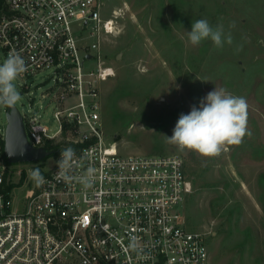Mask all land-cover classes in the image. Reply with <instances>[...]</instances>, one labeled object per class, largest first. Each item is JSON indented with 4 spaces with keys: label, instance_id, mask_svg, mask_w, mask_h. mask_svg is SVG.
Instances as JSON below:
<instances>
[{
    "label": "built area",
    "instance_id": "obj_1",
    "mask_svg": "<svg viewBox=\"0 0 264 264\" xmlns=\"http://www.w3.org/2000/svg\"><path fill=\"white\" fill-rule=\"evenodd\" d=\"M103 12V0L0 5V50L24 58V84L52 71L54 85L42 94L52 110L31 100L20 112L30 144L56 155L49 169L34 164L46 183H34L16 206L20 186L13 185L16 168L5 152L8 107L4 118L0 106V264H212L207 234L185 223L182 209L193 189L185 158L124 153L105 131L102 86L116 70L102 43L117 31L120 14ZM67 147L79 158L76 173L95 168L91 188L54 179ZM133 238L139 252L128 248Z\"/></svg>",
    "mask_w": 264,
    "mask_h": 264
},
{
    "label": "rangeland",
    "instance_id": "obj_2",
    "mask_svg": "<svg viewBox=\"0 0 264 264\" xmlns=\"http://www.w3.org/2000/svg\"><path fill=\"white\" fill-rule=\"evenodd\" d=\"M103 2L105 16L120 14L117 31L102 43L116 70L102 86L107 135L124 153H179L190 160L198 173L182 210L189 229L207 234L212 264H264V0ZM198 19L222 25L233 43L222 49L210 40L192 46L187 31ZM5 59L0 50V64ZM53 85L51 69L26 84L18 79L16 106L25 112L31 100L42 101L51 111L42 94ZM215 87L246 98L251 136L238 146H225L216 157L168 143L165 136L173 134L180 114L198 107ZM6 109L1 106L4 118ZM55 160L50 153L39 162L13 164L11 179L20 186L14 188L16 206L34 185V164L49 169Z\"/></svg>",
    "mask_w": 264,
    "mask_h": 264
},
{
    "label": "clouds",
    "instance_id": "obj_3",
    "mask_svg": "<svg viewBox=\"0 0 264 264\" xmlns=\"http://www.w3.org/2000/svg\"><path fill=\"white\" fill-rule=\"evenodd\" d=\"M187 36L192 46L210 40L215 48L222 49L225 44L233 43L230 32L226 33L222 25L213 26L207 19L195 20L191 31H187ZM27 70L26 61L16 52H10L0 64V106L11 108L21 100L16 81ZM248 117L249 105L245 97L234 95L223 87H215L201 98L198 107L193 105L188 114L181 113L173 134L165 137L168 143L180 150H191L203 157H216L225 146H238L246 135L251 136L248 130ZM56 165L58 171L54 174V179L57 182L66 184L77 182L85 189L91 188L95 183L94 167L88 166L80 173L75 172L79 167V158L72 147L61 150ZM30 179L37 186L46 183L39 166L30 171ZM128 248L133 252L141 250L135 238L131 240Z\"/></svg>",
    "mask_w": 264,
    "mask_h": 264
},
{
    "label": "water",
    "instance_id": "obj_4",
    "mask_svg": "<svg viewBox=\"0 0 264 264\" xmlns=\"http://www.w3.org/2000/svg\"><path fill=\"white\" fill-rule=\"evenodd\" d=\"M8 121L5 152L10 163L39 162L50 153L45 148L30 144L23 116L16 105L8 107Z\"/></svg>",
    "mask_w": 264,
    "mask_h": 264
},
{
    "label": "trees",
    "instance_id": "obj_5",
    "mask_svg": "<svg viewBox=\"0 0 264 264\" xmlns=\"http://www.w3.org/2000/svg\"><path fill=\"white\" fill-rule=\"evenodd\" d=\"M2 1L3 0H0V5L2 4ZM189 160V159H188ZM185 165H186V172H187V174H188V176L190 177V178H192V177H195V175H197V169L196 168H194V167H192V166H190V160H189V162L187 163V161H185ZM41 173L42 174H45L42 170H41Z\"/></svg>",
    "mask_w": 264,
    "mask_h": 264
}]
</instances>
